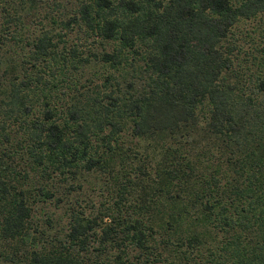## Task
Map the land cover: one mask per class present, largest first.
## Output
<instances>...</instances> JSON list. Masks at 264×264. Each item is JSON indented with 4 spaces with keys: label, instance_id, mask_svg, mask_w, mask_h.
<instances>
[{
    "label": "trees",
    "instance_id": "obj_1",
    "mask_svg": "<svg viewBox=\"0 0 264 264\" xmlns=\"http://www.w3.org/2000/svg\"><path fill=\"white\" fill-rule=\"evenodd\" d=\"M0 264H264V0H0Z\"/></svg>",
    "mask_w": 264,
    "mask_h": 264
},
{
    "label": "rangeland",
    "instance_id": "obj_2",
    "mask_svg": "<svg viewBox=\"0 0 264 264\" xmlns=\"http://www.w3.org/2000/svg\"><path fill=\"white\" fill-rule=\"evenodd\" d=\"M257 24V22H254V23H251L249 24L248 26H244L246 30H249L251 28H253L255 25ZM90 181L91 182H95V179L92 177L90 178ZM92 189L89 188V185H87L85 183V186H84V189H82V192H83V202L85 201V203H90L89 200H92L93 202L97 203L99 200L96 198V190L97 188H95V191H91ZM82 205H84V203H82ZM57 208V209H56ZM64 208L65 206L64 205H59L58 207H54V205H51L49 207L46 208V212H54L55 216H54V219H58V218H61V226H64L66 221L64 220V218L62 217L63 215V212H64ZM42 211L37 214V222L38 221H43L45 219V215H42ZM54 220V221H55ZM57 222V220H56ZM42 224V223H40Z\"/></svg>",
    "mask_w": 264,
    "mask_h": 264
}]
</instances>
